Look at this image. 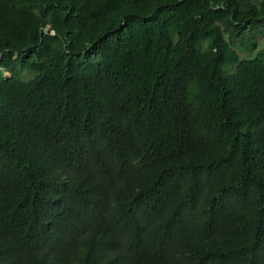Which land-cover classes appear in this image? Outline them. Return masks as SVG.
<instances>
[{
	"label": "trees",
	"instance_id": "trees-1",
	"mask_svg": "<svg viewBox=\"0 0 264 264\" xmlns=\"http://www.w3.org/2000/svg\"><path fill=\"white\" fill-rule=\"evenodd\" d=\"M262 33L264 0H0V264H264Z\"/></svg>",
	"mask_w": 264,
	"mask_h": 264
},
{
	"label": "rangeland",
	"instance_id": "rangeland-1",
	"mask_svg": "<svg viewBox=\"0 0 264 264\" xmlns=\"http://www.w3.org/2000/svg\"><path fill=\"white\" fill-rule=\"evenodd\" d=\"M254 1H257V0H254ZM264 44V33L260 34L259 37H258V45L259 47L262 46ZM240 55L242 57H252L253 54L252 53H246V52H240ZM8 74V73H6Z\"/></svg>",
	"mask_w": 264,
	"mask_h": 264
}]
</instances>
